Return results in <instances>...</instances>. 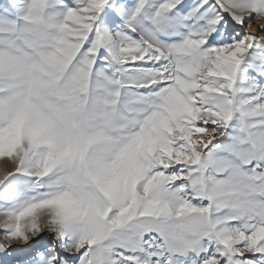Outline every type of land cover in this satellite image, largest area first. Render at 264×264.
I'll return each mask as SVG.
<instances>
[{"label": "snow or ice", "instance_id": "snow-or-ice-1", "mask_svg": "<svg viewBox=\"0 0 264 264\" xmlns=\"http://www.w3.org/2000/svg\"><path fill=\"white\" fill-rule=\"evenodd\" d=\"M0 264H264V0L0 3Z\"/></svg>", "mask_w": 264, "mask_h": 264}, {"label": "rangeland", "instance_id": "rangeland-1", "mask_svg": "<svg viewBox=\"0 0 264 264\" xmlns=\"http://www.w3.org/2000/svg\"><path fill=\"white\" fill-rule=\"evenodd\" d=\"M4 2V0H0V3H3Z\"/></svg>", "mask_w": 264, "mask_h": 264}]
</instances>
